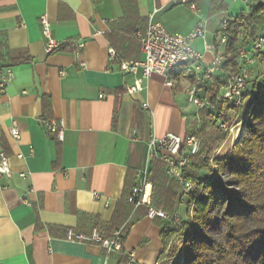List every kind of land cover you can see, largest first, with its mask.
I'll return each mask as SVG.
<instances>
[{"label": "crops", "instance_id": "0c3cea01", "mask_svg": "<svg viewBox=\"0 0 264 264\" xmlns=\"http://www.w3.org/2000/svg\"><path fill=\"white\" fill-rule=\"evenodd\" d=\"M194 1L197 11L181 0H0V80L12 71L0 90V120L13 170L0 182V264H170L162 238L167 220L149 217L147 205L128 198L150 170L151 142L188 133L192 74L153 73L130 93L127 85L141 72L120 65L144 59L136 32L151 22L180 34L202 27L205 37L192 47L203 63L225 56L220 25L237 15L227 0ZM246 3L250 10L253 0ZM45 13L63 43L53 53L46 51ZM49 119L63 120V141L44 125ZM128 222L121 253L67 239L69 229L90 234L99 226L110 235Z\"/></svg>", "mask_w": 264, "mask_h": 264}, {"label": "trees", "instance_id": "16d2710c", "mask_svg": "<svg viewBox=\"0 0 264 264\" xmlns=\"http://www.w3.org/2000/svg\"><path fill=\"white\" fill-rule=\"evenodd\" d=\"M262 17L264 3L258 0H253L248 13L230 17L233 20L226 30L228 41L221 72L199 85L209 102L203 109L206 113L202 115L215 127L205 134L208 140L204 141L197 155L201 159L196 161L195 155L182 167L185 179L193 183V190L187 194L186 200L188 218L179 224L165 221L162 230L169 258L177 256L172 246L175 239H183L180 249L182 264H264V83L261 87L252 83L251 89L247 88L251 80H255L251 79L250 72L241 106L223 96L231 75L241 72L244 61L240 59L239 48L244 47L248 56L255 58L254 42L264 32L259 33V19ZM263 60L262 49V56L256 61ZM2 61L3 52L0 51ZM254 77L256 80L263 78L264 68H257ZM191 78L193 81L194 76ZM247 100L248 110L242 124L246 135L224 157L215 156L211 162L212 151L228 133L217 125V121L231 128L244 115L243 107ZM188 133H193L190 127ZM186 150L184 145L181 157L187 154ZM155 168L157 177L153 175ZM167 170L165 162L152 157L146 179L154 183L152 204L172 214L180 207V185ZM132 224L120 225L110 235L99 226L95 228L105 237H112L120 231L124 243ZM113 253L116 252L108 254Z\"/></svg>", "mask_w": 264, "mask_h": 264}, {"label": "built area", "instance_id": "2783aa9c", "mask_svg": "<svg viewBox=\"0 0 264 264\" xmlns=\"http://www.w3.org/2000/svg\"><path fill=\"white\" fill-rule=\"evenodd\" d=\"M181 2L189 4L190 9L193 11L198 10L194 0H181ZM245 2H249V0H245ZM262 2L264 3V0ZM232 20L231 18H226L221 22L219 39L222 44L228 41L226 30ZM41 25L46 40V51L53 53L59 50L63 43L53 36L51 22L46 13L41 16ZM205 35L206 30L202 27H198L188 34L172 33L159 22H151L143 32H136V38L140 41L141 49L145 57L143 60L124 61L121 63L120 69L122 71L132 74L141 72V76L135 80L133 85H127V91L133 93L138 89H142L144 79L153 73L162 74L170 79L172 72L182 73L183 71H188L194 76V80L188 91L189 100L198 110L205 109L209 102L207 95L200 91L199 85L217 73L225 61L223 54H217L210 63H203L202 55L192 47V42L197 38H204ZM263 45L264 32L254 42L253 50L255 58L248 56L244 47L239 48L240 59L244 61L241 72L231 75L229 85L223 94L225 98L233 101L237 106L243 105V93L246 89L249 75L245 65L256 61V59L262 56ZM78 46L83 47V44ZM206 46L208 48L215 47L208 43H206ZM109 55L110 57H115L116 52L110 49ZM11 78L12 71L7 70L0 80L1 91L5 90ZM168 84L171 85L172 82L169 80ZM44 125L51 133L56 135L59 141H63L65 130L63 120H44ZM217 125L222 128L226 126L220 120L217 121ZM11 132L15 138L20 137V131L17 126H14ZM3 136L2 122L0 120V182L3 177L10 178L13 175L9 157L2 146ZM184 145L188 152L185 156L181 157L180 152ZM200 148L201 141L195 133H188L185 136L169 133L151 142V156L167 164L168 173L182 186L183 192L186 195L193 190V183L185 179L182 173V167L188 164L193 156L198 154ZM147 174H145L142 183L133 188L128 201L136 207L139 205H147V215L151 218L160 217L173 224L178 223L181 220L180 212L171 214L162 209H157L152 205V185L146 179ZM21 176H25V174L22 173ZM181 202H184V196L181 197ZM67 239L98 244L106 249L108 253L123 252L124 243L120 231H116L112 237H105L98 228H94L90 234L75 233L72 229H69L67 231ZM130 264H133L132 258L130 259Z\"/></svg>", "mask_w": 264, "mask_h": 264}, {"label": "rangeland", "instance_id": "374dc122", "mask_svg": "<svg viewBox=\"0 0 264 264\" xmlns=\"http://www.w3.org/2000/svg\"><path fill=\"white\" fill-rule=\"evenodd\" d=\"M227 4H229V11L233 14L239 15L241 12L243 11H249L248 10V6L249 3L244 2L243 0H227ZM264 31V18H260L259 19V33ZM263 50H264V45H263ZM264 61V60H263ZM263 61H254L252 63H247L245 66V68L248 69V73L250 75L251 72V79H255L254 81L251 80V82L248 84L247 88L251 89V85L252 83H256V85H258V87H261V85L264 83V77L260 78L258 80H256L257 78L254 77V72L256 71L257 68L262 69L264 68V62ZM257 63V64H256ZM253 81V82H252ZM248 104L249 101L247 100L245 102V105L243 107V111H244V115L240 116L235 123L233 124V126L231 128H229L227 125L225 126L224 130L227 131V137L220 141V143L216 146V148L212 151L211 155V162L213 161L215 156L218 157H224V155L226 154V152L228 150H230L232 147L235 146V144L243 137L246 135L245 129L243 127V121L245 119V114L248 110ZM188 112L189 114L191 112H193L194 114V118L191 120V125L190 128L193 131V133H195L197 135V137L200 139L201 141V148L200 151L202 149L203 143L204 141H207L208 139L206 138V132H210L212 131L214 124H212L208 118H206V116L203 117L202 113H206L204 110H198L197 107L193 104V103H188ZM197 121V124L195 123ZM200 151L198 152L197 155L200 154ZM196 155V161H199L201 159V156H197ZM203 157V156H202ZM179 184V183H178ZM180 185V184H179ZM179 194L180 197L184 196V202L179 203L178 202V206L179 204L181 205V220H185L188 218V214H187V204H186V200H187V194L185 195L183 192V188L180 185L179 188ZM190 215L193 216V211L190 212ZM180 221L176 224H179ZM182 243H183V239L179 238V239H175V241L173 242V252L177 253V256L174 258H170L169 259V263L170 264H182L183 263V259L181 258V253H180V249L182 247ZM181 258L180 261H178V259Z\"/></svg>", "mask_w": 264, "mask_h": 264}]
</instances>
